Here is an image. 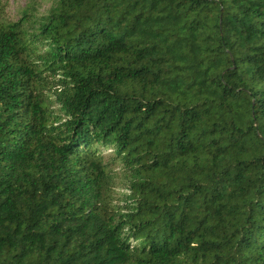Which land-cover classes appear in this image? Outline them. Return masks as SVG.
I'll return each mask as SVG.
<instances>
[{"label":"trees","instance_id":"trees-1","mask_svg":"<svg viewBox=\"0 0 264 264\" xmlns=\"http://www.w3.org/2000/svg\"><path fill=\"white\" fill-rule=\"evenodd\" d=\"M0 264H264V0L1 23Z\"/></svg>","mask_w":264,"mask_h":264},{"label":"rangeland","instance_id":"rangeland-1","mask_svg":"<svg viewBox=\"0 0 264 264\" xmlns=\"http://www.w3.org/2000/svg\"><path fill=\"white\" fill-rule=\"evenodd\" d=\"M59 0H3V6L0 10V25L1 23H15L20 21L25 13H33L38 15H46L53 9ZM115 171L119 172V168L114 167ZM126 179L119 174L115 180V200L122 201L127 190Z\"/></svg>","mask_w":264,"mask_h":264}]
</instances>
